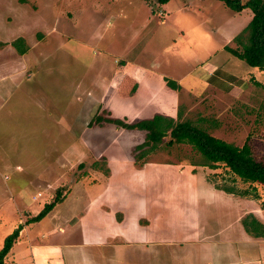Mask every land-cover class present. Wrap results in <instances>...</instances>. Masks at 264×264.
<instances>
[{
    "label": "rangeland",
    "instance_id": "1",
    "mask_svg": "<svg viewBox=\"0 0 264 264\" xmlns=\"http://www.w3.org/2000/svg\"><path fill=\"white\" fill-rule=\"evenodd\" d=\"M234 13L213 0H0V58L6 53L13 70L23 64L29 79L39 77L42 101L36 107L43 120L36 132L30 128L33 139L18 132L6 156L0 152V222L6 220L0 250L11 221L18 222L25 208H39L33 216L39 215L59 189L64 199L31 223L36 237L28 233L16 243L12 249L25 253L13 252L7 264L63 263L53 248L38 258L33 239L60 244L66 234L59 228L85 210L86 241L108 240L104 247L127 254L123 264H162L164 257L156 261L153 250L172 252L173 264H264V235L251 236L252 242L244 227L256 220L264 228V186L244 183L224 165L200 166L190 145H164L139 159L136 148L146 133L127 129L163 112L148 100L158 94L152 73H161L180 85L167 117L240 148L247 143L255 160L264 162V72L226 51L241 50L235 38L253 15ZM18 39L23 57L13 46ZM134 65L143 72L141 98L136 79L117 73ZM19 165L23 177L41 187L38 196L33 187L10 195L20 185ZM99 184L112 191L106 207L116 209L112 219L98 208L102 202L93 203L96 194L104 197Z\"/></svg>",
    "mask_w": 264,
    "mask_h": 264
},
{
    "label": "crops",
    "instance_id": "2",
    "mask_svg": "<svg viewBox=\"0 0 264 264\" xmlns=\"http://www.w3.org/2000/svg\"><path fill=\"white\" fill-rule=\"evenodd\" d=\"M247 25H246V27H247ZM3 50H5V48H3ZM4 52H6V51H4ZM5 54L6 53H4L3 58H0V152L4 155L3 157L6 156V146H7V143H9L11 141L12 136L17 135L18 132H20V136L24 134V135H28L29 138L33 139L34 136L31 133L30 128H33V130L36 132L38 130V123L43 122V120H41L40 116L38 115V112H37L38 108L36 107V105L38 104V101H42V97L40 96V94L38 96V93H39L38 88H40V87H39V82L37 79H39V77L35 74V76L33 77V81L31 79H29V76H26L27 67L23 66V64L19 65L15 70H13L14 66H12L10 64V61H8L5 58L6 57ZM26 54H27V52H25V54H22L19 57H23ZM153 71L157 72L155 70H153ZM117 73L124 75L123 80L127 77H133L136 79V83L139 86L138 87L137 85H135V86H137L136 97H137V94H139V98H141L142 94L144 93V91H143L144 81L141 78L143 72L136 69V67L134 65L133 68H128V67L124 66L123 68L119 69V71ZM157 74L158 75L152 73V77L154 79V83L157 84L156 86H154V88L157 89L158 94L154 98H152L153 92L148 96V100L152 99L149 102V106H152V105L159 103V105L162 107L163 112L156 113V115H162V116L167 117L168 116V115H166L167 111L172 110L173 103H174L175 99L177 98V93H175L174 91H176V92L179 91L180 85L177 82L172 80L175 83V85L179 88L178 90H174L171 87L167 86V83H166L167 79L165 77H163L161 73H157ZM196 77H198V76H196ZM199 79H201V78H199ZM29 80H31V81H29ZM39 81H40V79H39ZM121 83H122V81L120 83H118L117 85H119V87H120ZM212 83H214V82L212 81ZM241 83L242 82H240L239 84L236 83V85L240 86ZM32 86H34V88H32ZM114 86H115V84H114ZM118 91H119V89H118ZM32 104H35V105L33 106ZM141 112H143V110ZM161 113H164V115ZM14 116H17L19 118V122L12 121ZM41 126H42V124H41ZM23 167L24 166L19 165L16 168V170H17L16 173L19 174V176L23 179L22 182H24V183H22L21 178H19L20 180H18V182H20V183H18V184H20V185L18 187H15V188L11 187L10 188V195L11 196L17 195L16 193H19V191H21V189H23V187H24L23 191H27L28 189H31L33 187L34 192H36V195L38 196L39 195L38 192L42 193V190H40L41 187L38 188L37 185L34 186L35 184H33V182H31L29 179H26L23 177L24 175H26ZM5 179L9 180L8 176H5ZM36 179L38 180V176H36ZM81 181H83V180H81ZM108 182H110V179H109V181L102 182L101 184H106ZM85 183L87 184L86 180H85ZM101 184H99L97 186L104 187ZM92 187H95V186H92ZM104 189H105V187H104ZM111 192L112 191H107V189H105V191L103 193L104 197H101V195L96 194V196L94 197L95 201L93 203H101L102 202L103 205H100L98 208H100V210H102V211L107 212L110 215L107 216L106 215L107 213H102V211L100 212L99 215L100 216L106 215L107 218L112 219L117 214V211H116V209H113L111 207H109V210L107 209L108 208L107 203L112 202L110 200ZM20 198H21V196H20ZM33 199L35 200L36 197L34 196ZM21 200H22V198H21ZM50 200L51 199L49 197V201ZM118 201L119 200L116 199V203ZM16 202H18L17 199H16ZM23 205H24V203H23ZM18 207H19V205H18ZM24 207H25V205H24ZM39 210H40L39 208H36L35 211L38 212ZM110 210H112V211H110ZM35 211L29 212V210H27L25 208V212H22V215L19 216L20 219L18 222L17 221H11V226H10V232L11 233L9 235H11L19 226L23 227L22 231L19 234V238L17 240L19 242L16 241L17 246H18V243H21L20 241L23 240L25 238V235L28 233L34 234L33 237H36L35 236L36 231L31 226L33 224H27V222H26V221H29L30 219L36 217V216H33L36 213ZM18 213H20V210H18ZM23 214H24V216H23ZM84 214H87V210H85ZM84 214H83V216H82V214H80L79 216L74 217L75 220L73 222H72V220H70L69 224H71V225H67V226H64L63 228H59L60 229L59 231L61 233L66 234L65 237H60L58 239L59 241H62L60 244H58V243L55 245H52V244L48 245L49 243L48 244L47 243L41 244V242H38L39 240L37 238H34L33 239V245L31 247H33L34 249H36L38 251V252L36 251V253L38 254V258L42 257L41 253L44 250H46V248L47 249L53 248L54 250H60L59 254H62L63 259H64V262L61 264H123L124 258L127 254H125V256L123 257V255L118 254L119 250H117V247H115V248L113 246L112 247H104V246L110 244L107 242L108 240L100 241L99 239H95L93 241H88V242L86 241L85 238H86L87 232H86L84 226L82 225L84 223V221H82V219H84ZM4 215H6V214H4ZM8 216H10V215H8ZM103 218H104V216H103ZM25 219H26V221H25ZM102 220H104V219H102ZM5 221L6 220L0 222V225H5ZM18 223H19V225H18ZM117 226H118L117 234L120 236L117 238H119L121 241L124 233L120 229V225L117 224ZM95 234H98V233H95ZM4 235H5V239L9 236L8 234H4ZM245 236L249 237L248 234ZM48 237H49L48 234H45V236H43V238H45V239H47ZM234 238H236V237H234ZM248 240H252V242H253V240H255V238H252L250 236V239H248ZM259 241L262 242V240H259ZM14 245H13V247H14ZM122 245H125V244L122 243ZM126 245H129V243ZM87 246H99L100 250L89 252V251H87ZM114 249H116V250H114ZM110 250H111V252H110ZM153 251H154L153 254L156 257V261H159V260H161V257H164L165 260L162 264H173V262H172L173 261L172 260L173 253L172 252L167 251L165 253H161V252H157L156 250H153ZM13 252H14V254H13ZM24 253H25V250L23 251L22 248L11 249V251L9 252L7 257L10 254H13V256H15V254L24 255ZM263 255H264V251H263ZM7 257L5 258V264H7V262H6ZM261 257H262V255H261ZM118 259H121V260L118 261ZM126 260L129 263V261H128L129 259L127 258ZM15 261H17V260H15ZM42 261H44V260H42ZM241 262H246V260L242 259ZM250 262L251 261H248L247 263L253 264ZM262 262H263V260H262ZM131 264H136V262L132 261ZM138 264H139V262H138ZM254 264H261V262L257 263V261H256Z\"/></svg>",
    "mask_w": 264,
    "mask_h": 264
},
{
    "label": "trees",
    "instance_id": "3",
    "mask_svg": "<svg viewBox=\"0 0 264 264\" xmlns=\"http://www.w3.org/2000/svg\"><path fill=\"white\" fill-rule=\"evenodd\" d=\"M169 1L171 0H158V3L164 5ZM213 1L222 2L226 8L237 14L246 10L252 13V19L247 27L235 38L241 50L226 47V51L244 61L248 66L264 72V0ZM20 42L23 40H16L13 46L19 49ZM25 52V49H19L20 54ZM166 83L174 90L179 89L171 80L167 79ZM127 129L146 133L145 142L136 148V157L139 159H143L148 150H157L164 145L167 147L190 145L202 158V161L198 163L200 166L216 169L219 165H224L244 183L264 186V162L255 160L247 143L240 148L210 135L189 121L175 120L162 115L139 121L129 125ZM63 200L62 191L59 189L57 197L46 205L38 216L27 221V224L40 222ZM244 227L250 236L261 238L264 235V228L256 220H252L251 223L245 221ZM22 229L23 227L19 226L5 239L4 246L0 250V264H5V258L18 240Z\"/></svg>",
    "mask_w": 264,
    "mask_h": 264
}]
</instances>
